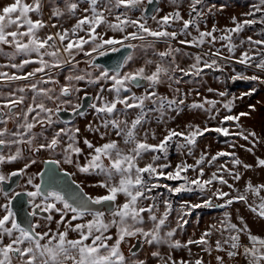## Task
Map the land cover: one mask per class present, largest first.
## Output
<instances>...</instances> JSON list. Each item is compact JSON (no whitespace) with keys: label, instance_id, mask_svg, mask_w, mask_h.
Instances as JSON below:
<instances>
[{"label":"snow or ice","instance_id":"6c2138e0","mask_svg":"<svg viewBox=\"0 0 264 264\" xmlns=\"http://www.w3.org/2000/svg\"><path fill=\"white\" fill-rule=\"evenodd\" d=\"M145 0H49L51 5L52 18H61L64 16L76 17L79 10L83 15L76 18L75 23L70 29L57 30L54 33H48L41 37L39 33L46 27L56 28L54 23L46 22L43 16V0H32V3H26L24 0H12L11 3L4 4L0 7V55L9 60L8 64H0V68L10 67L23 70L30 64H38L32 71L23 75L0 71V82L9 83L13 81H27L35 78L38 73H45L28 85L14 89L7 94L0 92V165L11 164L18 160L24 159L25 153L37 155L41 151L54 153L62 157L61 159H49L43 161L45 164H55L58 167L61 163L72 165L76 171L84 174H96L103 177L96 185L106 190L102 196L81 195L80 192L71 195L66 194L62 190L55 187L48 189L42 188L41 183H33V179L29 178L27 183L32 185L34 191L27 192L30 198L29 203L32 210L29 215L33 218L22 225L16 219V213L11 208V202L20 193L9 196L0 188V194L7 199V203L0 205L4 209V214L0 216V264H149V259H140L133 250L135 245L130 246L128 257L122 251V244L128 243L131 239H137L142 244L155 246L157 250L150 252V258L156 259L157 264H205L203 257L195 260H186L184 258L176 259L171 252L173 250L188 249L189 256L192 255L190 245L202 246V251L208 255H212L213 251L225 252L227 257L234 258L238 255L243 256L247 260V264H264V238L252 233L251 228L245 222L243 216L238 219L242 227L231 222V214L228 211L223 213L224 219L220 221V228L216 224L209 226L208 230L201 233L199 239H188L186 243L174 239L176 228L167 231V221L172 211V204L169 200L163 201L164 211L157 214L160 204L154 190L164 187L170 193L179 194L182 192L198 191L201 195L210 192L211 196L203 199V203L189 204L185 202L181 206L184 208H201L213 207L212 197L223 200L224 203L215 205L220 208H228L234 202H243L249 211L255 213L261 220H264V197L260 196L264 191V184L253 185L250 181L246 184L244 193L232 195L225 192L222 188L215 187V183L227 185L233 188L232 184L223 175L218 174L221 170L228 172L234 180H240L242 177L239 172L233 173L224 165L220 166L217 172H213L210 177L204 178L205 172L201 165L204 164L206 157L202 153L195 164L181 162L172 168L168 162L160 163L163 158L167 160L168 148L171 141L176 137L183 138L184 143L178 144L177 148H187L188 154L192 155V149L197 143V138L203 136L206 132H216L227 137L229 135L242 136L244 140H248L249 136L256 137L255 132L244 135L243 131L230 133L227 127L201 129L199 125H189L188 132L176 131L175 129L167 130V134L156 144L147 142L148 131L144 130V125L148 122L151 113H158L156 119L158 123L164 122L166 109H172L177 112L181 111L180 105L185 104L184 99H169L166 96L158 95L157 86L165 83V78L171 83L179 84L182 77L176 75L177 72L183 76H200L204 68L222 71L221 65L217 59L213 58L209 62L203 57L211 55L212 57H220V50L205 52L202 55L192 56L185 53L194 60L187 69L181 68L176 61L175 54L181 52L178 47H172L171 41L177 40L179 36H191L190 28H195L198 36L192 37L191 40L179 39L178 43L191 47H201L206 42L214 44L217 40L224 41L231 54L224 58L229 61L234 60L236 64L243 65L245 69L255 68L258 72L264 73V49H255L253 46H264V39L254 40L251 36L246 40H240L239 45L233 42L232 34L241 33L246 26H252L257 23L264 24V15L259 19H244L237 21L236 17H232V28L217 29L213 25L210 31H201L199 21L204 18V11L201 5H205V0H189L188 3V19H184L179 10L182 0H170L175 6L172 12L157 18V14H153L150 19L155 21L159 26L153 29L147 25L148 17L144 15L146 9H143ZM153 0H147V4H152ZM82 5H86L82 7ZM212 5L208 9L211 12ZM123 8L125 11L116 12ZM223 6H221L222 10ZM133 10H140L141 15L137 19H131L128 15ZM160 10L157 9V13ZM35 13L38 17L33 19L30 14ZM114 16V21H109L108 16ZM195 13V15H193ZM256 13H264V0H259L258 4L252 5V11L245 13V16L255 17ZM182 22L179 31H169L174 23ZM105 31H97L101 27ZM128 27L135 28L134 31L128 32ZM121 33L118 38L115 35L109 36L108 32ZM222 31L224 34L219 37L214 33ZM81 33H84L81 35ZM264 35V32L261 33ZM147 37L154 38V41L142 45L145 51L155 49V41L168 42L165 51L155 52L154 55L159 57V61L148 59L143 66L134 70L121 73L119 68L115 74H110L108 70H101L98 75L93 76L92 71L87 69L76 72L75 69L80 61L77 60L78 55L87 57L85 63L89 69H95L99 66L95 64L94 54L100 56L106 55L107 52H119L121 48L135 49L137 45L125 43L126 41L139 40L146 41ZM244 44L249 45V49L241 52L238 58H235L237 47ZM4 46H8L12 51H5ZM85 46H88L87 48ZM18 56L25 57L19 63H15ZM35 57V58H33ZM46 57L48 59H46ZM170 61L165 63L168 58ZM223 58V57H222ZM133 59L131 53L124 58L120 68L126 66ZM155 65L151 72L147 71L149 65ZM65 65L71 66L74 70L64 77L65 83L61 84L58 78L48 75L47 69H60ZM203 65V67H201ZM234 75L231 76L232 81H258L264 84V78L260 75H245L242 72H236L233 68ZM86 81L88 84L101 85L94 96L91 97L92 103L88 105L92 109L99 123L93 127L89 123L86 128L89 132H95L101 140H105L102 144H94L91 140L84 137L83 144L88 149L85 155L84 149L80 144V128H56L59 122L58 114L66 111L64 106L71 107L72 111L81 116L84 112L82 102L73 103L72 97L76 94L78 100L79 94L84 92V99L89 98V94L84 89L78 87L79 82ZM111 81L109 87H105L101 82ZM141 81L146 82L144 93L136 95L132 92L133 87H141ZM171 83L169 87L171 88ZM53 85V87H42L41 85ZM58 86V91L57 87ZM179 93L180 89L174 90ZM208 91H213L208 89ZM257 91L252 88L245 92L239 98L251 96ZM31 93L30 103L21 108L19 112L14 111L21 105H25L29 99L28 93ZM108 92L112 95L109 99L104 95ZM20 93V95H17ZM129 93V95H122ZM199 94V93H197ZM219 96L226 95L225 92H219ZM51 102L55 107H49ZM147 103H151L153 107H147ZM205 103L214 107L216 101L205 100ZM233 101L224 104L223 107L231 112ZM118 105L122 106L118 108ZM191 108L204 109V103H192ZM136 110L131 115L129 110ZM210 109H205L209 111ZM256 110L255 105H249L248 112H240L237 115H226L223 122L235 121L239 122L241 117L251 115ZM56 117V119H54ZM9 121L15 123V130L8 128ZM39 126V131H34ZM103 129V131H101ZM49 130H51L49 132ZM143 130V138H140V132ZM114 136L115 138H110ZM155 139V133H152ZM123 145V147L121 146ZM15 147L14 153L11 149ZM235 147V144L231 145ZM243 147V145H241ZM4 149L9 150V154L5 155ZM246 151L252 152V148ZM151 153L150 162L141 166L140 162L144 157ZM85 156L86 162L81 164L79 158ZM232 156L231 163L234 166H243L244 169L252 168V165L243 163L242 160L236 158L234 152H218L213 155L209 164H212L219 157ZM107 161V163H105ZM35 159L16 171L5 175L0 173V183L10 180L12 177L20 176L31 165L36 164ZM257 166L264 167V159H257ZM166 169H171L165 171ZM196 172V176L190 178L187 173L189 171ZM65 176H72L64 170ZM36 175L43 177L44 173L40 172ZM167 181H178L176 186L169 184H160V179ZM75 183V181H73ZM251 193L260 198L257 206L248 204V196ZM119 196L124 197V202L117 204ZM227 198V199H225ZM145 201H148L145 205ZM109 205L106 211H99L90 208V205ZM59 205V207H58ZM49 213L42 217L48 223L43 226L40 223L39 213ZM60 215L59 220H55L57 225L55 231L51 227L54 220L52 213ZM69 214H71L69 218ZM190 214V213H185ZM106 215L109 219H105ZM91 216V219H85ZM75 221H82L76 222ZM151 224L150 228H145V224ZM188 221L180 216L177 220V227L182 228ZM44 228L46 230L38 229ZM63 227V230H61ZM115 228L114 233L110 230ZM213 231L227 232L228 236L223 240L217 239L215 247L210 243ZM70 233H76V238H69ZM241 233L245 234L250 245L241 243ZM7 240V242H5ZM229 247L225 249L224 245ZM167 246L170 250L167 257L162 256L159 251L160 246ZM242 248V252L240 249ZM216 264H225L224 256H215Z\"/></svg>","mask_w":264,"mask_h":264},{"label":"rangeland","instance_id":"374dc122","mask_svg":"<svg viewBox=\"0 0 264 264\" xmlns=\"http://www.w3.org/2000/svg\"><path fill=\"white\" fill-rule=\"evenodd\" d=\"M5 0H0L1 3ZM188 3L189 0H182L180 5V12L184 19H188ZM259 0H205V5H201L198 7H202L204 11V18L199 21L200 30L201 31H210L215 25L217 29L224 28H232L235 25L232 23V17H236L237 21H243L244 19H259L261 15L264 13H256L255 17L245 16L244 14L252 11V5L258 4ZM146 4V0L142 8ZM212 5H216L215 8H212L211 12L208 11ZM86 5H82L84 7ZM221 6H223L221 10ZM175 9V6L170 3V0H160L159 12H155L157 14V18L163 16L169 12H172ZM79 11V10H78ZM125 11L123 8L116 10V12ZM83 15L79 11V17ZM109 21H114V16L108 15ZM131 19H137L141 15L140 10H133L128 13ZM195 15V13H193ZM66 21V19H65ZM71 23V19H70ZM147 25L151 28L158 29V25L155 21L150 18L147 21ZM182 27V22H177L169 28V31H179ZM71 26L69 27V29ZM135 28L128 27L127 31H134ZM97 31L103 32L105 31L102 26ZM191 36H179L177 40L171 41L172 47H178L181 49V52L174 55L176 56V61L179 63L181 68L187 69L188 66L194 63V60L189 56H186L185 53H189L192 56L197 54H203L205 52L220 50V57H212L211 55L204 56L205 60L209 62L211 59H217L218 63L222 67V71L204 68L203 72L200 76H183L182 73L177 72L176 75L178 77H182L181 82L179 84L171 83L167 81L165 78V83L157 86L156 91L160 96H167V90L170 91V99H173V95L176 97L175 99H184L185 104L180 105L181 111L177 114L176 111L172 109H166L164 115V122H157L158 113H151L148 117V122L144 125V130L148 131L147 142L150 144L159 143V141L163 138L164 135L167 134V130L175 129L176 131L188 132L189 125L196 126L199 125L201 129L204 127L208 128H216V127H227L230 133H237L243 131L244 135H248L250 132H255L256 137L249 136L248 140H244L242 136L238 135H229L227 137L222 134L216 132H206L203 136L197 138V143L192 149V155L188 154L187 148L178 149L177 145L184 143L183 138L176 137L173 141L170 142L167 154V160L165 161L163 158L160 163L168 162L172 165L174 169L175 166L179 163L186 162L188 164H195L196 160L199 159L200 155L203 153L206 157V160L201 167L204 168L205 176L204 178H208L211 176L213 172H217L220 169L221 165H224L226 168L230 169L233 173L239 172L241 175L240 180H234L232 176L228 174V172L221 170L218 174L223 175L225 179L228 180L229 184L233 185V188H229L227 185H220L218 182L215 183V187L222 188L225 192H230L232 195H237L238 192L234 191V189L239 190V193H244V189L246 184L250 181L254 186L259 184H264V167L257 166V159H264V84H260L258 81H244L237 80L232 81L231 76L235 73L233 72V68H235L236 72H242L245 75L251 76L253 74L260 75L264 78V73L258 72L255 68L245 69L243 65L236 64L234 60L229 61L224 59L231 55L228 52L227 47L224 46L225 42L217 40L214 44L206 42L201 47H191L187 45H181L178 43L179 39H188L191 40L192 37L198 36L195 28H190ZM264 32V24L257 23L252 26H246L245 29L237 34H232V40L234 43L239 45L240 40H246L247 37L251 36L254 40L256 39H264V35L261 33ZM84 33H81L83 35ZM224 34L222 31H217L214 33L215 36L219 37ZM109 36L115 35L118 38L122 35L121 33H112L108 32ZM154 41V38L147 37L146 41H140L137 44V49L133 53V59L128 62V64L124 68V72L134 70L140 66H143L145 61L151 59L153 61H159V57L154 55L155 52L165 51L168 47V42L165 41H155V49H148L145 51L142 45H146L148 42ZM127 42V41H126ZM86 48L88 46H85ZM264 49V46L256 45L253 46V52L250 54H254L255 49ZM249 45L244 44L242 47H237L235 52V58H238L241 52L248 50ZM80 65L81 71L87 69L88 71H92V73L96 76L101 71L93 72V69H89L85 61L88 60L87 57H84L82 54L80 55ZM223 57V58H222ZM170 57L165 63L170 61ZM154 64L149 65L147 67V71L151 72L154 69ZM203 67V65H201ZM169 83H171V88L169 87ZM105 87H109L111 83L104 82L101 83ZM101 85L96 84H88L86 81L80 82V87L84 89V91H90L92 93H96ZM147 87V86H146ZM179 88L180 95L174 90ZM252 88H256L257 91L251 96H244L242 99L239 98L245 92L250 91ZM208 89H212L213 91H208ZM145 87L138 90L136 95H142L144 93ZM219 92H225L226 95L221 97L219 96ZM199 93V94H197ZM104 94H110L105 92ZM122 95H129V93H122ZM205 100L216 101L214 107H211L209 104L205 103ZM229 101H233L231 112L228 109L224 108L223 105L228 103ZM204 103V109H195L189 107L192 103ZM151 103H147V107H152ZM249 105H255L256 110L251 112L250 116L241 117L240 121L237 123L235 121H226L223 122V117L226 115H237L240 112H248ZM122 107L118 105V108ZM205 109H210L209 111H205ZM131 115L129 119L135 114L136 110H129ZM91 116V113L89 114ZM152 133H155V139L152 138ZM115 138V137H114ZM140 138H143V130L140 132ZM235 144V147L231 145ZM243 145V147H241ZM247 148H252V152L246 151ZM234 152L236 158H239L243 161V163L252 165L250 169H244L243 166H234L231 161L233 159L232 156H224L219 157L212 164L208 163V160L211 159L213 155H216L218 152ZM151 153L147 154L144 159L140 162L141 166L144 163L150 162ZM171 169H166L168 171ZM196 172L189 171L187 175L190 178L196 176ZM160 184H169L171 186H176L178 181H167L164 179H160ZM97 195H105L106 190L104 188L97 187L96 189ZM153 195H156L157 201L160 204L158 215L163 213L164 204L163 201L165 199L169 200L172 204V211L167 221V226L164 231H167L171 228H176V235L174 239H178L181 243H186L188 239H199L201 233L208 230L209 226L212 224H216L217 228H220V221L224 219L223 213L228 211L231 214V222L236 223L239 227H242L240 221L238 219L239 216H243L245 222L251 228L253 234L258 235L264 238V220H261L255 213H252L247 209L243 202H234L228 208H220L215 205H220L224 203L223 200L216 199L212 197L213 207H201V208H184L181 209V206L185 204V202L189 204L203 203V199L211 196L210 192L204 193L201 195L198 191L195 192H182L179 194H174L168 192V190L164 187H160L154 190ZM248 196V204L257 206L260 203V198L254 196L253 194L246 193ZM261 197H264V191L260 193ZM227 199V198H225ZM118 204L124 202V197H118ZM145 205L149 203L148 201L144 202ZM190 213V214H185ZM180 216H183V219L187 220L188 223L185 224L182 228L177 227V220ZM145 228H150L151 224H145ZM116 230L112 229V233ZM228 233L213 231V235L210 238V243L213 248L215 247V241L220 239L222 242L225 238H227ZM130 241V240H129ZM129 243V242H128ZM128 243L122 244L121 248L124 252L125 256L128 257L130 254L125 253L123 245H127ZM241 243L248 244L250 243L247 240L245 234L241 233ZM225 249L229 246L227 244L224 245ZM192 255L189 256L188 249H179L173 250L171 254L174 258L180 259L184 258L186 260H195L196 258L203 257L205 264H216L215 256L221 255L224 256L225 264H247V260L238 255L234 258L227 257L225 252H216L213 251L212 255H208L203 252L202 246L190 245ZM153 250H157L155 246L144 245L143 249H141L137 256L140 259H149V264H157L156 259L150 258V252ZM159 251L162 256L167 257L169 254V249L167 246H160ZM242 252V248L240 249Z\"/></svg>","mask_w":264,"mask_h":264},{"label":"flooded vegetation","instance_id":"af4514ba","mask_svg":"<svg viewBox=\"0 0 264 264\" xmlns=\"http://www.w3.org/2000/svg\"><path fill=\"white\" fill-rule=\"evenodd\" d=\"M158 7L155 9V11L153 13H151L150 15L146 14V11L144 12V15L146 17H148V19L155 14V12L157 11V9H159L160 7V0ZM12 0H5L4 2L1 3L2 7L4 4L7 3H11ZM24 2L26 3H32V0H24ZM44 3V7H43V16L42 19L46 22H49V17L51 16V5L49 4V0H43ZM148 7L147 4V0H146V4L144 6V9H146ZM32 16L33 19H37V18H41L38 17L35 13L30 14ZM79 17V11H77L76 13V17H71L69 18L67 15L64 17H61L59 19L57 18H52V20L49 22L54 23L57 25L56 28H51L46 27L45 29L41 30V32L39 33V35L41 37L45 36L48 33H54L57 30H63L65 28L69 29V27L75 23L76 18ZM66 19V21H65ZM70 19H71V23H70ZM139 40H132V41H127L125 43H132V44H139ZM5 51H12L11 48H9L8 46H4ZM137 49V47L135 49H132V51L130 52L131 55H133V53L135 52V50ZM110 52V51H109ZM129 53V54H130ZM128 54V55H129ZM127 55V56H128ZM94 56H98V54H94ZM25 57L23 56H18L15 61V63H19L22 59H24ZM35 58V57H33ZM46 59H48L46 57ZM77 60H81L80 55L77 56ZM9 60L0 55V64H8ZM38 64H30L28 66H26L23 70L18 71L17 69H13L10 67H5V68H0V71L3 72H8L10 75L15 73L17 75H23L26 74L29 71H32L35 67H38ZM88 66V65H87ZM98 68L93 69V72L96 71H100V70H108L106 67H104L103 65H98ZM124 67H122V69L120 70L121 73L124 72ZM81 65L79 63V65H77L75 71L76 72H80L81 70ZM74 71L71 66L65 65L64 67L60 68V69H47L46 73L48 75H52L55 78H58L60 80L61 84L65 83L64 77L66 75H68L70 72ZM110 72V74H115V70H108ZM41 76H45V73H38L37 76L35 78H31L30 80L27 81H13V82H9V83H4V82H0V92H3L5 94H7L8 92L13 91L16 88L19 87H23L25 85H28L32 82H35V80L39 79ZM93 76H95L93 74ZM45 78H47L45 76ZM103 83V81L101 82ZM107 83H112L111 81H107ZM42 87H53V85L49 84V85H41ZM146 82L144 85H142L141 87L137 88V87H133L132 88V92H137L138 90L146 87ZM57 87V91H58V86ZM78 87H80V82L78 84ZM81 88V87H80ZM171 89L167 90V96L169 99L172 98L170 96V91ZM89 94V98L88 99H84V92H81L79 94V100L76 96V94H74L72 97H70V99H72L73 103H77V102H82L84 104V107H86V109L82 112H84V115L81 116L79 114H76L72 111L71 107L69 106H64L67 108L66 111H61L58 116H59V122L54 125V127L59 128V127H64V128H75L78 127L80 128V144L79 146L81 148L84 149L85 155L88 152V149L86 148V146L83 144V138L86 137L89 140H91L94 144H102L105 142V140H101L99 138V135L95 132H89L86 128V126L89 123L93 124V127H95L99 121L96 117L95 112L90 109L88 107V105L90 103H92L91 97L95 95V93H92L90 91H86ZM17 95H20V93H17ZM105 96H107L109 99L112 98L111 94H104ZM178 95H180V92L178 93ZM29 99L26 100L25 105H21L18 108H16L14 111L19 112L21 110V108H24L26 106V104L30 103V96L31 93H28ZM173 98H176L173 95ZM0 103H3V100L0 99ZM152 107L153 105L150 104ZM48 106L49 107H55L53 104H51V102H48ZM83 107V108H84ZM82 110V109H81ZM91 113V116H89V114ZM54 119H56V117H54ZM8 128L11 130H15V123H13L12 121H9L8 123ZM0 127H2V125H0ZM39 126L37 127V129H34V131H39ZM51 130H49L50 132ZM101 131H103V129H101ZM114 139V136L110 137ZM123 147V145H121ZM15 151V147L13 146V148L11 149V152L14 153ZM4 153L5 155L9 154V150L8 149H4ZM30 159H35L37 161L36 164L31 165L29 168H27L25 170V173L23 175L20 176H16V177H12L10 180H7L3 183H0V188H2L4 190V192H7L9 194V196H13L15 195V193H20L18 196H15V199L12 200L11 202V208L13 210L14 213H16V219L19 223H21L22 225H27V223L29 221H31L33 218L29 215L30 211L32 210V206L29 203V197L27 196V192L29 191H34L35 189L32 187V185H29L27 183L29 178L33 179V183H41L42 184V188L44 189H48L49 187H55L58 190H62L64 191L66 194L71 195L73 193L76 192H80V188H82V193L81 195H87V196H92V197H96V196H102L101 195H97L96 194V188L98 186H94L97 184L98 181L102 180L103 177L100 175H96V174H84V173H79L76 171L75 167L72 165H66L61 163V165L58 167L55 164H45L43 163V161L45 160H49V159H61V156H58L54 153L50 154L47 151H41L39 154L37 155H32L31 153L26 152L25 153V157L24 159L18 160L16 162H13L11 164H4V165H0V173H3L5 175L11 173L12 171H16L20 168H22L24 166L25 163L30 162ZM80 163L83 164L86 162L85 156H82L79 158ZM105 163H107V161H105ZM141 164V163H140ZM64 170H66L69 173H74V175L72 176H65L63 174ZM43 172L44 175L43 177L36 175L37 173ZM73 181H75V183H73ZM79 184L80 188H77L76 185ZM104 195V194H103ZM7 199L5 198V196L3 194H0V205H3L5 203H7ZM118 199H117V204H118ZM59 207V205H58ZM109 205L107 204H101L98 209H96L93 205H90V208L94 209V210H99V211H106L108 209ZM100 208V209H99ZM4 214V209L2 207H0V216H2ZM49 213H39V217L40 219V223L43 226L44 224L48 223L47 221L43 220L42 217L47 216ZM52 215L54 216V220L51 223V227L52 229L55 231L57 225L55 223V220H59L60 219V215L58 213L53 212ZM71 214H69V218H70ZM85 219H91V216H86ZM105 219H109V217L106 215ZM76 222H82V221H75L73 223ZM40 230H46L43 227L41 229H38V231ZM61 230H63V227H61ZM112 233V229L110 230V233ZM77 234L76 233H70L69 234V238H76ZM7 242V240L5 241ZM140 242V241H139ZM137 239H131L129 241V243L125 246L123 245L124 251L125 253H129V248L132 245H136L139 243ZM145 244H142V247L138 250V252L143 249ZM137 252V253H138Z\"/></svg>","mask_w":264,"mask_h":264},{"label":"water","instance_id":"95a60500","mask_svg":"<svg viewBox=\"0 0 264 264\" xmlns=\"http://www.w3.org/2000/svg\"><path fill=\"white\" fill-rule=\"evenodd\" d=\"M158 4H159L158 0H153L152 4H148V7L146 8V14L150 15L151 13H153L155 11V9L158 7ZM131 51H132V49H129V48H121V50L119 52H111L110 51V52H107L106 55H103V56L98 55L95 57V64L96 65H103L108 70H115L116 71L118 68H119V70H121L122 68H120V66L123 64L124 58ZM140 83H141V85L145 84L144 81H141ZM85 109H86V107L82 108L81 111H84ZM93 206L96 209H98V207L100 205H93ZM135 246L136 247L133 250L137 253L138 250L142 247V243L139 242Z\"/></svg>","mask_w":264,"mask_h":264}]
</instances>
